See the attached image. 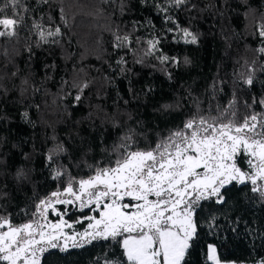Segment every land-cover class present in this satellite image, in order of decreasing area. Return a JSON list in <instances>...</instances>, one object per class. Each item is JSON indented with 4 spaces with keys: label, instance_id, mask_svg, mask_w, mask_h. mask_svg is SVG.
Wrapping results in <instances>:
<instances>
[{
    "label": "trees",
    "instance_id": "trees-1",
    "mask_svg": "<svg viewBox=\"0 0 264 264\" xmlns=\"http://www.w3.org/2000/svg\"><path fill=\"white\" fill-rule=\"evenodd\" d=\"M22 3L17 34L0 37V217L13 225L34 219L40 200L70 180L112 165L125 136L132 150L154 147L193 116H218L232 101L237 123L264 115V0H188L180 8L168 0ZM57 27L59 35L47 36ZM182 29L198 42L185 43ZM116 36L130 43L116 47ZM149 40H159L152 54ZM251 187L234 182L224 203L201 201L186 264H213L209 244L222 262L264 258V198ZM124 260L118 240L101 239L51 250L41 264Z\"/></svg>",
    "mask_w": 264,
    "mask_h": 264
},
{
    "label": "snow or ice",
    "instance_id": "snow-or-ice-1",
    "mask_svg": "<svg viewBox=\"0 0 264 264\" xmlns=\"http://www.w3.org/2000/svg\"><path fill=\"white\" fill-rule=\"evenodd\" d=\"M168 2L180 8L188 0ZM21 11H27L22 0H0V37L17 34L23 22ZM181 31L185 43L198 42L188 29ZM59 34V27L47 32V36ZM259 35L264 38V25ZM40 36L47 42L44 32ZM116 41V47L130 43L128 36H116ZM158 43L159 40H149L146 54H152ZM259 51L264 53V48ZM159 59L164 64L169 58ZM244 82L251 86L253 77L249 75ZM75 99L79 101L81 97L77 95ZM258 103L264 106V99ZM228 109L215 117L193 116L182 129L170 132L147 149L132 150V136H125L127 143L116 147L118 155L112 165L97 167L87 179L75 183L70 180L62 192L54 191L48 199L40 200L34 219L13 225L9 218L0 217V262L41 264L50 249L63 252L69 246L83 247L96 240L111 239L118 240L123 248L122 264H186L191 242L197 237L196 211L201 201L224 203L223 190L234 182L250 184L251 191L264 198V115L252 114L237 123L236 113ZM241 155L247 158V170L239 166ZM61 175V171L56 172L57 177ZM76 202L80 210L89 208L98 215L84 217L89 221L87 227L70 234L65 228L73 229V225L63 219L56 205ZM49 211L61 218L50 221ZM208 260L221 264L212 244L208 245ZM258 264H264V258Z\"/></svg>",
    "mask_w": 264,
    "mask_h": 264
},
{
    "label": "rangeland",
    "instance_id": "rangeland-1",
    "mask_svg": "<svg viewBox=\"0 0 264 264\" xmlns=\"http://www.w3.org/2000/svg\"><path fill=\"white\" fill-rule=\"evenodd\" d=\"M188 39H190V37ZM246 161H247V158L245 156H243V155H241L239 157V159H238L239 166L241 168L245 169V170H247V162ZM63 198L68 199V198H71V197L65 196ZM125 202H128L127 199L125 200ZM56 208L58 209V211L61 214H63V219L65 221H67L68 223H70V224L73 225V229L65 228V231L69 232L70 234L73 231L82 232L84 230V228L87 227V224L89 223V221L85 220L84 217L98 215L97 213L92 212L89 208H84L83 210H80V208H79V202H76L75 204H71V205H56ZM76 208H78L80 211H82V214H73V212L75 211ZM60 218L61 217L59 215H56L55 213L49 211V213H48V219L50 221L57 222ZM77 221H80V222L77 223ZM2 230H7V229L5 228V229H2ZM70 243L71 242H69V245H70ZM86 245H88V244H86ZM76 248H80V247H76ZM215 248H216V254L218 256L217 247L215 246ZM70 249H73V248L71 246H69V248L67 249V251L70 250ZM51 250H59V249L58 248H56V249H50L49 251H51ZM63 252H65V251H63ZM220 262H221V264H238V263H235V262H222L221 260H220Z\"/></svg>",
    "mask_w": 264,
    "mask_h": 264
}]
</instances>
